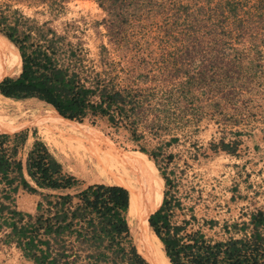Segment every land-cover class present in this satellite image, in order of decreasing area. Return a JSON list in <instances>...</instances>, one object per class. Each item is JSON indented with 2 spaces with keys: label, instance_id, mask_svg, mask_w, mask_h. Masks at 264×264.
I'll use <instances>...</instances> for the list:
<instances>
[{
  "label": "rangeland",
  "instance_id": "1",
  "mask_svg": "<svg viewBox=\"0 0 264 264\" xmlns=\"http://www.w3.org/2000/svg\"><path fill=\"white\" fill-rule=\"evenodd\" d=\"M14 10L54 31L63 46L81 48V64L75 66L81 77L96 76L115 90L140 93L145 112L138 125L143 134L139 145L104 118L68 128L57 123L71 142L83 144L78 150H93L101 161L118 152L145 156L138 146L158 152L156 165L145 156L157 181L148 200L156 192L154 203L165 192L172 203L170 224L198 230L207 240L241 238L247 229L239 227L249 214H264V0H142L119 10L98 7L93 0H65L57 6L0 0V14L9 23L17 16ZM13 134L25 135L17 153L22 163L32 142L39 141L61 172L77 181L64 193L103 177L72 168L58 153L59 142L55 146L43 139L28 123L27 130L7 127L1 135ZM220 141L235 142L234 154L211 150ZM10 145L9 140L3 146ZM39 200L38 193L17 187L2 203L33 217ZM10 219L0 213V264H32L15 247Z\"/></svg>",
  "mask_w": 264,
  "mask_h": 264
},
{
  "label": "trees",
  "instance_id": "2",
  "mask_svg": "<svg viewBox=\"0 0 264 264\" xmlns=\"http://www.w3.org/2000/svg\"><path fill=\"white\" fill-rule=\"evenodd\" d=\"M37 1L57 6L65 0ZM93 1L98 7L119 10L133 3L140 5L142 0ZM8 21L0 14L2 97L42 102L49 106L58 125L66 128L104 118L111 129H122L131 143L139 145L143 134L138 125L145 110L138 91L115 90L96 76L90 80L81 77L75 70L81 64V48L63 46L62 38L54 31L18 13L11 23ZM15 72H19L16 77H9ZM13 126L27 130L25 115L21 111L0 113V213L10 214L8 225L15 236V247L24 258L32 264H163L158 251L128 214V184L119 173L100 177L73 194L64 193L75 188L77 181L61 172L60 165L39 141L32 142L22 163L17 153L25 135H1ZM9 140L11 145L4 147ZM215 149L234 154L236 143L220 141L211 146ZM137 151L156 165L158 152L147 153L141 146ZM160 177L168 186L163 174ZM17 187L40 195L35 216L10 210L2 203L10 201V193ZM155 194L148 200V209L138 208V212L158 239L168 264H264L262 212L249 214L248 221L239 227L243 232L247 229L241 238L210 241L198 230L171 225L168 217L172 203L165 192L152 203ZM231 227L236 229L235 225Z\"/></svg>",
  "mask_w": 264,
  "mask_h": 264
},
{
  "label": "bare ground",
  "instance_id": "3",
  "mask_svg": "<svg viewBox=\"0 0 264 264\" xmlns=\"http://www.w3.org/2000/svg\"><path fill=\"white\" fill-rule=\"evenodd\" d=\"M18 111L25 115L28 126L34 127L40 137L46 138L48 142L54 143L55 146L59 142L61 150H57L58 153L78 172L89 173L93 176L119 173L122 176L128 184V214H130L134 226L147 242L158 251L161 262L168 264L158 239L152 233L143 216L138 212V208L148 207V198L156 186L155 183L157 184L155 178L151 176V174L153 175L152 163L146 160L145 156L136 152H118L106 161L98 160L93 150H78L83 148V144L78 140L71 142V136L63 134L57 127V121L49 106L41 102L28 104L23 100L15 101L0 95V113H15ZM63 120L66 121V119Z\"/></svg>",
  "mask_w": 264,
  "mask_h": 264
},
{
  "label": "water",
  "instance_id": "4",
  "mask_svg": "<svg viewBox=\"0 0 264 264\" xmlns=\"http://www.w3.org/2000/svg\"><path fill=\"white\" fill-rule=\"evenodd\" d=\"M151 214H152V213H151ZM151 214H150V215H151Z\"/></svg>",
  "mask_w": 264,
  "mask_h": 264
}]
</instances>
